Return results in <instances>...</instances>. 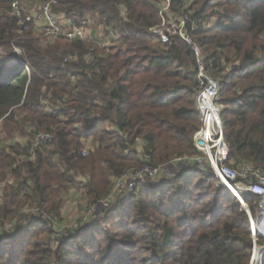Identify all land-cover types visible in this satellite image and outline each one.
<instances>
[{
	"label": "trees",
	"instance_id": "trees-1",
	"mask_svg": "<svg viewBox=\"0 0 264 264\" xmlns=\"http://www.w3.org/2000/svg\"><path fill=\"white\" fill-rule=\"evenodd\" d=\"M14 1L0 0V264H250L257 198H244L247 213L192 166L137 184L97 223L58 230L80 182L92 205L116 178L195 156V56L179 37L163 45L149 32L161 0H56L58 19L103 24L86 40L20 33ZM171 2L175 13L187 8L193 40L216 58L228 163L264 172V0ZM39 134L54 139L31 157Z\"/></svg>",
	"mask_w": 264,
	"mask_h": 264
},
{
	"label": "built area",
	"instance_id": "built-area-1",
	"mask_svg": "<svg viewBox=\"0 0 264 264\" xmlns=\"http://www.w3.org/2000/svg\"><path fill=\"white\" fill-rule=\"evenodd\" d=\"M55 4L56 0H50L43 3L36 11L27 12L19 1L15 0L11 4L10 15L15 18L16 27L20 33L36 34L37 32L40 36L50 39L62 36L67 40H86L93 31H98L99 35L103 32V24L98 25L94 17L81 19L77 23L72 19L58 21L53 13ZM171 4V0H161L158 6L161 22L159 25L150 28L149 32L163 45H170L173 37H179L191 48L195 56L197 81L195 108L201 121V126L193 137L196 154L194 157H179L174 161V164L171 163L164 167L145 165L139 170L131 171L123 177L114 179L113 190L110 194L90 205L82 219V225L75 224L72 226V230L91 222L97 223L100 216L106 214L114 205V202L117 201L116 196L121 198L118 199L119 202L117 203L122 204L134 191L137 184L144 183L149 178H157L171 167L178 166L177 168L181 171L188 172V167L192 166L205 174L212 175L217 180L216 188H226L242 203L248 195L257 198L258 210L256 216L255 218L252 216L249 218L254 248L256 234L258 244L264 243V237L259 231L256 232L254 226V219L257 220L258 217H262L264 223V172L246 165L242 167V173L240 174L228 163L229 147L224 137L223 107L218 102L221 86L218 78L212 74L216 58H206L202 48L193 40L192 35L197 29V23L191 19L187 8H181L179 12L175 13L172 11ZM173 14L177 15L178 19H173ZM204 24L211 27L214 25L207 22ZM108 44L109 41L106 40L104 46H108ZM13 53L18 56L21 55L20 50L17 48L13 49ZM87 62L89 65L94 66L92 58H87ZM53 139L54 136L51 134L37 135L34 140V147L29 151V155L34 157L35 147L49 144ZM91 150L92 144H89V140H85L81 152L82 156H87ZM261 239L262 242H260Z\"/></svg>",
	"mask_w": 264,
	"mask_h": 264
},
{
	"label": "rangeland",
	"instance_id": "rangeland-1",
	"mask_svg": "<svg viewBox=\"0 0 264 264\" xmlns=\"http://www.w3.org/2000/svg\"><path fill=\"white\" fill-rule=\"evenodd\" d=\"M41 5H42V3H39L37 0H24L22 2V7L27 12L36 11ZM55 17L57 18L58 21H61L60 19H58L57 16H55ZM172 18L173 19H178V16L175 15V14H173ZM210 23H214V19ZM31 35L32 36H39V37H41L37 32H36V34H31ZM90 143H91V140H89V144ZM141 147H142L141 146V142H139L138 143V149L140 150ZM174 161L172 162L173 164H174ZM177 167L178 166L172 167L173 169H169L168 168V170L171 171L172 173H170V175H166V176L163 175L162 177H160V179H164V178H169L170 179L174 175L178 174V172H181V170L179 168H177ZM235 169H236V171L238 173H240V174L242 173V168L241 167H237ZM174 170H176V171H174ZM158 178L159 177L154 178V179H158ZM82 182L79 183V188L78 187L73 188L69 192V194L67 196V199H66V202H65V204H64V206H63V208L61 210L62 222L57 227L58 230L59 229H63L62 231L70 230V229H72V226L73 225L83 223L82 222V219H83V217H84V215L86 213L87 208L90 206V204H89V202L86 200V198L84 196V192H83V188H82V184H83ZM116 199H117V201L114 202V205L118 204L117 203V202H119L118 199H121V198H120V196H116ZM105 216H106V214L100 216L99 219L102 220ZM89 221L91 222L92 220H89ZM262 241L263 240L261 239L260 242H262ZM258 251H259V253L261 251L260 245H258ZM259 253H257V256H256L255 259H253V256H252V260L253 261L250 262V264H256V260L259 259ZM252 255H253V253H252Z\"/></svg>",
	"mask_w": 264,
	"mask_h": 264
},
{
	"label": "bare ground",
	"instance_id": "bare-ground-1",
	"mask_svg": "<svg viewBox=\"0 0 264 264\" xmlns=\"http://www.w3.org/2000/svg\"><path fill=\"white\" fill-rule=\"evenodd\" d=\"M254 226H255V229H256V232H260V234L264 237V223H263V220H262V217H258L257 220L254 219ZM255 238H256V243H255V246L256 245H260L261 247V251L259 253V259L256 260V264H260V260H261V252L264 250V243L261 245V244H258L257 240H258V237H257V234L255 235ZM254 246V248H255ZM254 248H253V251H254ZM253 253V252H252ZM253 260H251L252 262Z\"/></svg>",
	"mask_w": 264,
	"mask_h": 264
},
{
	"label": "water",
	"instance_id": "water-1",
	"mask_svg": "<svg viewBox=\"0 0 264 264\" xmlns=\"http://www.w3.org/2000/svg\"><path fill=\"white\" fill-rule=\"evenodd\" d=\"M242 206H243V208L247 211V213H249V209H248V207L246 206V204L242 203ZM260 255H261L260 264H262V257H263V255H264V250L261 252Z\"/></svg>",
	"mask_w": 264,
	"mask_h": 264
},
{
	"label": "crops",
	"instance_id": "crops-1",
	"mask_svg": "<svg viewBox=\"0 0 264 264\" xmlns=\"http://www.w3.org/2000/svg\"><path fill=\"white\" fill-rule=\"evenodd\" d=\"M63 20H64V19H63ZM63 20H62V21H63ZM169 169H173V168L171 167V168H169ZM176 170H177V169H176ZM176 170H174V171H176ZM170 173H172V172L168 170L167 172H164L162 175H160L159 178L162 177L163 175H164V176H166V175H170ZM159 178H158V179H159Z\"/></svg>",
	"mask_w": 264,
	"mask_h": 264
}]
</instances>
